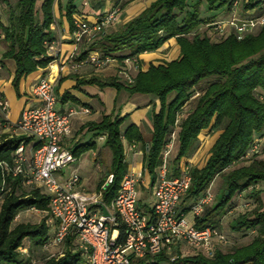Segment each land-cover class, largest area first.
I'll use <instances>...</instances> for the list:
<instances>
[{"label":"trees","instance_id":"obj_1","mask_svg":"<svg viewBox=\"0 0 264 264\" xmlns=\"http://www.w3.org/2000/svg\"><path fill=\"white\" fill-rule=\"evenodd\" d=\"M76 0H67L64 16L72 32L76 12ZM235 0H155L135 17L109 31L105 28L93 34L85 51H97L101 58L109 57L124 63L127 58L148 53L160 47L168 39L175 38L180 59L159 65H150L148 70H138L131 83L110 78L103 82L117 90L124 88L129 93H143L155 97L158 110L152 114V137L144 150L143 170L154 182L156 169L161 165V156L169 136L175 129L174 149L169 154V177L179 174L180 159L197 147L199 134L209 129L219 131L203 167H190L191 184L183 197L189 205L206 190L216 176H220L223 189L218 199L204 207L201 215L194 219L196 227H219V213L233 207L231 199L249 189L252 199L243 201L248 208L230 222V229L244 232L251 238L246 243L224 251L215 247L209 257L200 251L191 255H175L171 259L164 252L159 255L137 259L133 264H264V156L245 155L255 137L264 134V24L238 40L235 33L212 41L204 33L197 32L200 25H209L217 20L213 16L201 17L202 2L208 10L225 5L230 13ZM263 0H248L245 8H254ZM37 0H0L8 6L6 23L0 20V32L7 48L4 57L15 63L12 85L18 92L19 80L48 64L47 43L51 42L50 25L53 22L54 0H43L39 8ZM260 13L257 16H262ZM213 77L199 94L192 108L184 111L195 86L206 78ZM1 97V96H0ZM178 114L180 115L178 118ZM1 119V116H0ZM123 118L104 116L95 130L106 133L105 146L111 158L107 173L97 190L102 199L109 202L117 194L126 162L123 139L128 142L141 141L137 127L128 125L121 130ZM3 128L6 120H2ZM177 129V130H176ZM24 139L21 135L0 134V162L13 165V152ZM91 145L74 148L77 157ZM260 154V153H259ZM261 154H264V143ZM112 181L106 182L107 175ZM259 185V187L257 186ZM257 186V187H256ZM0 264H82L81 251L75 249L69 237L65 240V251L61 256L42 257L32 263L28 251L45 247L49 238L46 223L48 196L39 187L26 185L22 176L2 173L0 167ZM246 195H244L245 198ZM187 204V206H189ZM138 205H141L138 202ZM242 203L240 204V206ZM143 212L151 214L146 205ZM34 208L45 217L38 223L16 222L17 214ZM188 209H185L187 211ZM120 231L122 227L120 226ZM121 235V234H120ZM29 241L26 247L25 242ZM20 248L27 253H21ZM178 253L177 247L172 252Z\"/></svg>","mask_w":264,"mask_h":264},{"label":"built area","instance_id":"obj_2","mask_svg":"<svg viewBox=\"0 0 264 264\" xmlns=\"http://www.w3.org/2000/svg\"><path fill=\"white\" fill-rule=\"evenodd\" d=\"M237 4L235 0L232 6L236 8ZM119 10L118 6L114 7L94 23L75 17L74 29L70 36L73 42L78 44L84 37L115 23ZM225 24L220 20L211 23V26L221 33ZM263 24L264 15L248 18L240 23L231 22L238 38ZM54 44L48 42L47 49H52ZM108 62L109 57L101 58L95 50L90 51L79 64L89 63L102 68ZM124 65L120 73L126 83H131L133 75L127 72L136 71L138 68L137 56L125 59ZM32 92L38 104L24 108L15 123L18 135L24 139L13 152V165L2 161L0 167L3 175L20 174L23 183L41 188L48 196L46 221L51 233L45 246L64 243L69 237L75 249L81 251L84 259L82 264H133L135 260L146 256L170 252L181 243L211 257L214 255L216 244L227 243L219 228H198L194 224V219L199 217L204 207L213 200L210 188L207 187L189 206L181 207L183 197L191 184V175L188 165L180 161L179 174L168 176L173 133L165 145L161 156L162 163L156 169L154 182H145L141 171L128 170L123 175L115 197L105 202L101 191L87 192L82 189L80 178L75 173L63 181L58 179L57 173L75 159L72 151L64 147L60 140L62 136L71 133V111L57 110L54 80L49 76H41ZM6 114L7 104L0 97V127L1 121L6 120ZM263 138L264 134L254 139L245 155L241 156L242 159L256 154ZM133 146L135 142L127 145L123 150L124 156L134 148ZM111 181L112 175L109 174L105 183ZM141 185L150 188L153 197L151 214L144 213L137 206L138 189ZM241 206L243 209L248 208L247 203H242ZM187 214L191 215V220ZM19 250L22 252L24 249Z\"/></svg>","mask_w":264,"mask_h":264},{"label":"crops","instance_id":"obj_3","mask_svg":"<svg viewBox=\"0 0 264 264\" xmlns=\"http://www.w3.org/2000/svg\"><path fill=\"white\" fill-rule=\"evenodd\" d=\"M42 1L37 0V8H39ZM153 1L155 0H81L78 4L75 1L76 12L72 17L73 19L80 17L89 23H94L102 14L118 6L120 10L116 15V23L105 28L109 31L139 14L150 6ZM247 1L237 0L238 8L235 12H240L242 19L257 17L258 14L264 13V0L252 9L245 8ZM66 2L67 0H54L53 3V22L50 25L49 38L55 44L52 49H47V55L50 58L48 64L19 80V95L16 94L12 85L16 69L15 63L13 59L3 55L7 43L3 40V35L0 32V96L7 104L6 123L0 129V132L9 135L19 134L15 123L19 120L21 111L26 107L38 104V100L32 92L33 87L41 76H49L54 80L57 110L60 112L71 111V133L68 136L61 137L62 145L71 151L77 147L82 148V146L91 145L89 149L84 150L77 157L74 156V161L57 173L58 179L63 181L70 174L75 173L79 176L80 186L84 187L85 191H98L97 186L107 173L106 171L105 174L100 175L102 161L109 159L110 162L111 154L105 146L106 133L93 129L91 125L99 123L104 116L110 115L111 117L125 118L121 124L122 131L131 124L137 127L141 135V141H136L134 148L126 154V171H141L143 180L150 184V177L143 170L142 159L144 150L152 137L151 118L152 114L158 110V101L149 94L129 93L124 88L117 90L112 86L103 85V82L115 76L117 71L115 67H118L116 59L111 58L104 68H97L89 63L79 64V61L83 59L80 58L81 52L86 50L94 33L84 37L78 44L73 42L72 37H70L69 24L64 16ZM3 5L4 3H0V7ZM225 15L224 12L223 16ZM0 20L4 23L1 13ZM175 43L176 40L171 38L159 48L163 51L140 54L139 60L142 70L146 71L150 64L157 63L156 61L160 57L159 53H166L168 61L174 60L179 54L178 46ZM120 81H123V79ZM207 130L209 129L204 131ZM122 141L124 150L131 142L125 139ZM86 167H91L92 172L91 170L87 172ZM99 176L101 177L98 179ZM142 188L148 190L151 195L150 188L144 186ZM139 190L140 187L138 192ZM138 202H140L139 197ZM152 202L153 197L148 207L151 208ZM183 202L181 207H187ZM244 235V232H240V240L249 238V236ZM246 242L248 240L243 243Z\"/></svg>","mask_w":264,"mask_h":264},{"label":"rangeland","instance_id":"obj_4","mask_svg":"<svg viewBox=\"0 0 264 264\" xmlns=\"http://www.w3.org/2000/svg\"><path fill=\"white\" fill-rule=\"evenodd\" d=\"M14 1L15 0H11V3H14ZM80 2H81V0H76L77 4L80 3ZM2 7H0V13H1L2 18L4 19V23H6L8 6L4 3V5ZM236 8H238V4H237ZM236 8H234L232 6L233 10L231 9L232 12H230V13L225 11V5H223L222 7L218 8L216 10H214V9L213 10H208L207 6L205 5V3L202 2L201 9H200L201 17L213 16L212 18H214L215 20L224 21L226 24H225L223 32H221V33H218L211 26V24H209V25H206V24L205 25H200L198 27V29H197V32L204 33L212 41H216V40H220V39L226 38L231 33H235L236 34L235 30H233V26L231 25V22L240 23L241 21L244 20V19H242V17H241L242 14H240V12H237V11L235 12ZM221 11L223 13L225 12L226 15L223 16V13H220ZM247 33H249V32H245L242 35V37H244ZM236 37H237L238 40L242 39V38H238L237 34H236ZM175 45L178 46L177 42L175 43ZM160 47H157V49L154 50V51H157V52L163 51L162 49H159ZM178 50H179V54L174 60L180 59L179 46H178ZM154 51H152V52H154ZM159 54H160V57L157 59V61H156L157 63L150 64V65H159V64H164L165 62H170V61L167 60L168 59V55L166 53L165 54L159 53ZM110 60H111V58H110ZM171 61H173V60H171ZM108 63L105 66H107ZM137 63H138V68H136V71L129 70L127 73L135 75L136 72L139 69L142 70L141 65H140L139 55H137ZM117 64H118V67L117 66L115 67V69L117 71H116V74H115V76L113 78H116L117 80H122L123 76L121 75L120 71H123L122 68L125 65H124V63H120L118 61H117ZM104 67H102V68H104ZM213 80H214L213 77H210V78L208 77V78L200 81L195 86L191 98L189 99L188 102H186V105L183 108L184 111L187 110V109H190V108H192L194 106L197 96L199 94H201L202 91L209 84V82H211ZM124 81L125 80H123V82ZM261 100L264 101V96H261ZM175 132L176 131L174 129L173 132H172L173 133V136H172V138H173V145L172 146L173 147H172L171 152L174 149ZM0 134H1V132H0ZM218 135H219V131H211V130L204 131L203 130L198 136L199 142L197 143L198 144L197 147H195V149H192L189 152V155L184 157V158H182V159H180V161L182 163H184L185 165H188L189 169L192 166L193 167H197V168L203 167L205 162H206L207 157L209 156L210 149H211L213 143L215 142V140L217 139ZM257 138H259V137H255L254 139H257ZM261 142H262V145L259 147L258 152L256 154H254L253 156H257V155L259 157H263L264 156V154H261V151H262V148H263V143H264V138L261 139ZM251 144H252V142H251ZM246 152H247V150H246ZM253 156H251V157L253 158ZM240 160L243 161L244 159H242V157L240 156ZM102 162H103L101 164V169L102 170L100 172L101 176L106 173V171H107V169L109 167V164H110L109 159H104V161H102ZM91 167L90 168L86 167V171L89 172L91 170ZM91 172H92V170H91ZM101 176H99L98 179ZM257 186L259 187V185H257ZM81 188L85 190L84 187L81 186ZM208 188H210V191L212 192V195H213V200L210 202L212 204V203H214L216 201L215 199H218L219 193L223 189L222 178L220 176H216L214 178V180L210 183ZM248 194H249V189L246 190V191L241 192V194L240 193L237 194L236 196H234L231 199V203H233V202L235 203V204H233V207L229 208L228 210H226L227 208H224V210L219 213L218 218H219V223H221V224H220V226L218 228L221 231V233L226 237L227 243L225 245H217L216 244V247H221V249H223L224 251H226V250L229 251V249L231 247L236 246V245H240L244 241H247V240H249L251 238V234H247L246 236H249V238H247V240H240V231L239 232H232V230L229 227L230 226V222L233 219H235L238 215H240L243 212V210H244L242 208V206H240V204L243 203L244 200L245 201H249V200L252 199L251 197L248 196ZM244 195H246L245 198H244ZM138 197H139V201H140L141 205H137V206H138V208L140 210L143 211L144 210V206H142V205L145 204V205L149 206L151 201H152V197H151L150 193L148 192V190H146L145 188H142V186H140V190L138 192ZM260 197H261L262 201L264 202V195H261ZM190 202H191L190 200H186L183 203L187 205ZM187 215H188L187 216L188 219L191 220V215L190 214H187ZM44 217H45V213L37 212V211H35V210L31 209V208H27V209L21 210L17 214V216L15 218V223L16 222L38 223ZM46 223H48V222L46 221ZM48 233H51V229H49ZM28 245H29V241H26L25 242V246L27 247ZM25 251L26 250H23L21 253H27ZM64 251H65V242L64 243H60V244H51L49 246H45V247L37 248V249L32 245L30 247V251H28V253H29V257L32 259L31 262L34 263L36 261L41 260L42 257L61 256ZM177 251H178V253H175L174 250H173V252L172 251L164 252V254L167 255L169 258H171V257H173L175 255H178V254L179 255H183V256L184 255L187 256V255H191V254H194L195 252H197V250H195V249H193L191 247H188L187 245H184L182 243L177 246Z\"/></svg>","mask_w":264,"mask_h":264}]
</instances>
